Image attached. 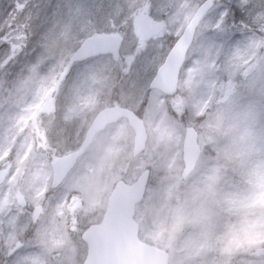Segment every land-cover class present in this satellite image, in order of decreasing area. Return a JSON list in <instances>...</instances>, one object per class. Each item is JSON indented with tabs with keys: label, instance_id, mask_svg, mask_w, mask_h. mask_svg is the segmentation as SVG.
Here are the masks:
<instances>
[{
	"label": "rangeland",
	"instance_id": "obj_1",
	"mask_svg": "<svg viewBox=\"0 0 264 264\" xmlns=\"http://www.w3.org/2000/svg\"><path fill=\"white\" fill-rule=\"evenodd\" d=\"M202 1L0 0V264H82L81 234L100 221L114 184L145 170L139 237L168 264H264V0H213L177 94L149 88ZM229 5L263 32L231 26ZM142 23L159 34L145 39ZM95 33L121 34L117 62H75ZM116 105L143 120L145 151L132 156L134 131L121 119L53 189L52 163ZM188 126L201 153L183 177Z\"/></svg>",
	"mask_w": 264,
	"mask_h": 264
},
{
	"label": "water",
	"instance_id": "obj_2",
	"mask_svg": "<svg viewBox=\"0 0 264 264\" xmlns=\"http://www.w3.org/2000/svg\"><path fill=\"white\" fill-rule=\"evenodd\" d=\"M211 8V0H205L198 7L182 35L168 53L164 63L158 69L149 85L150 89L160 90L167 96L176 94L179 73L185 63L197 27ZM159 29L158 26L150 27L142 23L139 33L149 39L158 34ZM149 31L151 32L149 33ZM121 42L122 39L114 35L89 37L76 50V61L83 62L101 55H112L113 60H117ZM120 119H126L134 131L132 156L136 157L145 150L147 132L143 121L127 108L121 106L104 108L93 119L77 151L59 157L52 163L51 187L53 189L60 186L74 168L79 157L90 146L96 134ZM199 156L200 147L197 132L194 128L188 127L185 131L182 150L183 177H187L195 169ZM149 175V170L143 171L131 185L122 180L116 182L100 223L89 226L81 235L87 248L82 264H168L169 255L167 252L139 239V228L133 218L135 205L144 196ZM17 199L23 203L22 197Z\"/></svg>",
	"mask_w": 264,
	"mask_h": 264
},
{
	"label": "trees",
	"instance_id": "obj_3",
	"mask_svg": "<svg viewBox=\"0 0 264 264\" xmlns=\"http://www.w3.org/2000/svg\"><path fill=\"white\" fill-rule=\"evenodd\" d=\"M38 5V4H37ZM37 5L35 4L33 7H31L32 9H35L37 7ZM30 5H26V7H29ZM24 8V10H25ZM228 17L230 18V23L231 26H234V25H243L244 27L248 28V29H251V30H257L258 32L262 33L263 30L260 28V27H257L258 25L255 24V23H251V22H248L246 19H245V13H244V10H242L241 8H237L235 7L234 5H229L228 6ZM23 10V11H24ZM23 13V12H22ZM64 13H62L61 16H63ZM67 15V14H66ZM247 24V25H245ZM11 32H13V30H11ZM3 33H0V50L2 49L3 47V43H4V40L3 38L1 37ZM84 34V32H82V34H80V36H82ZM95 34H101V33H95ZM79 36V37H80Z\"/></svg>",
	"mask_w": 264,
	"mask_h": 264
},
{
	"label": "flooded vegetation",
	"instance_id": "obj_4",
	"mask_svg": "<svg viewBox=\"0 0 264 264\" xmlns=\"http://www.w3.org/2000/svg\"><path fill=\"white\" fill-rule=\"evenodd\" d=\"M56 114V113H55ZM57 114H59V113H57Z\"/></svg>",
	"mask_w": 264,
	"mask_h": 264
},
{
	"label": "snow or ice",
	"instance_id": "obj_5",
	"mask_svg": "<svg viewBox=\"0 0 264 264\" xmlns=\"http://www.w3.org/2000/svg\"><path fill=\"white\" fill-rule=\"evenodd\" d=\"M227 10H225V12H226Z\"/></svg>",
	"mask_w": 264,
	"mask_h": 264
}]
</instances>
